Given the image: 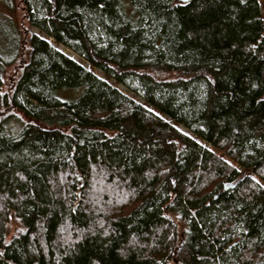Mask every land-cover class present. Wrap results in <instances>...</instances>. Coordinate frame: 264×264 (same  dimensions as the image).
Masks as SVG:
<instances>
[{
  "label": "trees",
  "instance_id": "16d2710c",
  "mask_svg": "<svg viewBox=\"0 0 264 264\" xmlns=\"http://www.w3.org/2000/svg\"><path fill=\"white\" fill-rule=\"evenodd\" d=\"M19 4L47 39L7 91L0 55V264H264L260 0Z\"/></svg>",
  "mask_w": 264,
  "mask_h": 264
},
{
  "label": "rangeland",
  "instance_id": "374dc122",
  "mask_svg": "<svg viewBox=\"0 0 264 264\" xmlns=\"http://www.w3.org/2000/svg\"><path fill=\"white\" fill-rule=\"evenodd\" d=\"M261 8H262V16L264 20V0H260ZM28 32L29 34H37L42 38L47 39L41 34L37 29L30 28L25 20L23 19L22 8L19 4V0H8L7 2L0 1V55L3 57L4 60H11L14 58L15 55H21L20 60L18 59L13 66H9L6 69L5 75L3 77L4 83V90L7 91V88L10 86V82L12 78L16 77L15 73L20 68L22 63V58L26 57V50L22 51L21 54V41L25 38V33ZM51 45L56 48L57 50L61 51L62 53L66 54L70 59L81 63L86 68L93 70L84 60L79 58L77 55L73 54L69 50L55 45V43L51 40ZM23 55V57H22ZM94 73L99 76L100 78H106L102 72L94 69ZM107 82L112 84L117 89L121 90L124 93H127L131 97L133 95L125 91V89L117 84L116 82L106 78ZM82 89H61L57 91L56 95L57 98L61 101H71L75 100L80 96ZM134 98V97H133ZM136 99V98H135ZM138 101V99H136ZM139 101H141L139 99ZM142 102V101H141ZM174 126L182 133L188 134V130L185 129L183 126L174 124ZM21 229L19 223L14 218H10L9 226H8V233L6 236V241H9L11 237L17 233Z\"/></svg>",
  "mask_w": 264,
  "mask_h": 264
},
{
  "label": "snow or ice",
  "instance_id": "6c2138e0",
  "mask_svg": "<svg viewBox=\"0 0 264 264\" xmlns=\"http://www.w3.org/2000/svg\"><path fill=\"white\" fill-rule=\"evenodd\" d=\"M50 2H51V0H50ZM186 2H187V0H185V3H186ZM240 2H241V3H244V0H240ZM180 6H184V5L182 4V5H180ZM105 7H106V5H105L104 3H99V4H98V8H99V9H104ZM252 87H256V85L253 84Z\"/></svg>",
  "mask_w": 264,
  "mask_h": 264
},
{
  "label": "water",
  "instance_id": "95a60500",
  "mask_svg": "<svg viewBox=\"0 0 264 264\" xmlns=\"http://www.w3.org/2000/svg\"><path fill=\"white\" fill-rule=\"evenodd\" d=\"M180 3H185V0H178ZM191 0H187L186 3L190 2Z\"/></svg>",
  "mask_w": 264,
  "mask_h": 264
}]
</instances>
